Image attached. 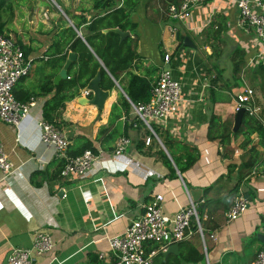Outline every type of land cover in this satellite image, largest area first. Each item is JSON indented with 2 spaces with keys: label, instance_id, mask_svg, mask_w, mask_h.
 Returning a JSON list of instances; mask_svg holds the SVG:
<instances>
[{
  "label": "crops",
  "instance_id": "crops-1",
  "mask_svg": "<svg viewBox=\"0 0 264 264\" xmlns=\"http://www.w3.org/2000/svg\"><path fill=\"white\" fill-rule=\"evenodd\" d=\"M180 1L138 0L130 19L136 23L140 56L136 60L137 67H132L131 71L147 72L148 66L155 65L154 76L157 77L169 64L167 68L181 83L182 110L160 129L186 144L175 149L176 155L182 156L190 150L196 154L195 161L182 171L176 166L163 138L157 134L158 139L153 137L149 144L138 142V130L133 126L127 136L134 142L121 154H110L120 133L112 138H108V133L126 119H122L125 113L121 110L120 118L117 117L112 126L99 135V129L108 124L112 104L121 93L126 94L115 80L102 108L78 100V96L83 95V87L65 101L59 121L64 122L61 129L69 136V146L78 137L91 139L102 150L99 153L102 162L93 163L83 177H62L60 170L64 159L56 155L53 147L42 142L37 117L42 116L43 104L53 93L44 91L48 77L51 76L54 85L64 79L57 83L53 81L67 55L60 61L58 52L49 54L47 49L65 27L72 26L83 37V25L79 29L75 25L77 15L81 9L87 16L98 10L93 8L92 0H67L69 11L62 9L64 16L54 10L47 11L48 15L44 17L43 9H33L29 16H23L25 21L17 23L14 39L18 45L30 48L27 55L33 63L14 89L22 100L34 95L36 104L19 125L0 119V140L14 167L6 179L2 178L0 170V264L13 247L30 246L39 229L51 231L54 247L49 253L36 256L34 264H103L99 255L110 252L108 238L122 233L140 214L142 203L150 202L156 193L163 195L162 210L167 214L190 200L197 203L203 234L193 231L192 223L187 238L177 242V253H167V246L153 255L151 264L187 261L246 264L264 248L263 241L257 236L259 232L264 233V167L260 163L264 153L263 131L252 132L249 143L243 145L245 124L241 121L239 127L243 130L231 138L227 147L230 149H224L219 138L210 139L207 135L211 115L233 127L234 94L245 87L254 91L256 111L250 115L264 120L262 42L252 27L239 24L236 0H204L191 6L184 21L169 22L172 17L167 13L168 5ZM18 15L14 5L13 13L3 16L5 34H10L6 33L12 28L9 21ZM19 18L22 19L21 15ZM211 22L215 23V29H221L219 33L206 30ZM187 34L195 43L194 47L182 45L180 39ZM234 51L242 55L239 77L235 81L231 60ZM166 53L170 55L168 61L164 59ZM77 59L76 53L74 61ZM121 77L126 79L124 74ZM125 97L129 101L128 96ZM129 112L132 119L131 107ZM149 134L147 132L146 136ZM160 149L164 150L171 165L161 159ZM252 151L254 161L246 164ZM239 193H247L253 204L237 218L226 222L225 210ZM152 244L154 242L147 247ZM199 254L203 257L197 260Z\"/></svg>",
  "mask_w": 264,
  "mask_h": 264
},
{
  "label": "built area",
  "instance_id": "built-area-1",
  "mask_svg": "<svg viewBox=\"0 0 264 264\" xmlns=\"http://www.w3.org/2000/svg\"><path fill=\"white\" fill-rule=\"evenodd\" d=\"M204 0H182L172 2L167 7V13L178 21H184L190 14L191 6ZM239 9V24L244 27H252V30L262 42L264 53V0H236ZM44 17L47 13L43 12ZM169 54H164L168 61ZM33 59L24 55L20 45L9 35L0 32V119L4 122L19 125L20 121L29 114L30 108L36 104L34 95L22 101L16 98L14 86L20 77L26 75L32 67ZM89 89H83V94L89 95ZM234 110L245 108L249 114L255 113L254 91L251 87H245L241 92L234 94ZM130 107L133 115L132 125L139 123L149 130L144 143L149 144L153 137H158L153 125L164 127L168 119L177 116L182 110L181 83L173 77L169 68L161 69L151 84L150 97L147 101L133 103ZM126 116H122L124 120ZM264 126V120H261ZM40 127V138L43 143L53 147L56 155L64 159L60 170L62 177L76 179L85 176L93 167V163H101L100 152H93L87 148L77 155H68L69 136L65 130L59 129L43 116L37 117ZM18 138V137H17ZM158 139V138H157ZM133 139L127 135H119L114 141V147L110 154L119 155L126 147L133 143ZM261 165L264 167V153ZM13 163L8 158L4 146L0 140V170L2 178L6 179L13 170ZM101 168V166H100ZM163 195L154 194L148 203H142L140 214L133 218L126 229L119 234L108 238L110 252H100L99 258L103 264H151L153 255L159 250H165L173 242L184 240L189 235L191 224H194L195 232L203 234L201 218L198 214L197 203L190 200L186 205H179L172 214L162 210ZM249 205L247 196L243 193L235 195L225 210L226 222L241 215ZM212 236V235H211ZM214 237V236H213ZM157 243V249L147 252V244ZM54 247L52 234L46 229L35 231L32 243L26 247H13L10 250L6 264H34L36 256L49 253ZM73 264H92L89 262H75ZM246 264H264V248L260 249L255 257Z\"/></svg>",
  "mask_w": 264,
  "mask_h": 264
},
{
  "label": "trees",
  "instance_id": "trees-1",
  "mask_svg": "<svg viewBox=\"0 0 264 264\" xmlns=\"http://www.w3.org/2000/svg\"><path fill=\"white\" fill-rule=\"evenodd\" d=\"M137 2L138 0H92L93 8L98 10V12L87 16L84 13L85 10L81 9L80 13L77 15V20H75V25L78 27L77 29L83 25V37L79 35L72 26L65 27L57 33L58 36L54 39L50 48L47 49V52H49V54L58 52L60 55L57 59L61 61L65 59L68 50L71 49V51L77 53L78 59L70 65L68 78L54 85L51 81V76L48 77L44 85V91L45 93H53L43 104L42 116L44 119L61 129L63 121H59V117L65 106V101L73 98L77 94L78 88L84 87L97 70H100L101 73L99 84L102 88H112L115 85V80H117L122 85L129 100L133 103L147 101L149 99L151 84L155 81L156 77L154 74L157 71V67L155 65H150L147 67V72L131 71L132 67H137L136 60L140 57L137 51L136 23L130 19L132 8ZM6 12L13 13V3L11 0H0V32H5L4 26L6 22L3 16ZM214 25L215 23L211 22L206 30L208 32L214 30L219 33L221 29L217 27L216 30ZM110 27H118L122 30L131 31L132 33L120 39L119 34L114 31H103V29ZM177 32L180 31L178 30ZM180 37L181 34L179 38ZM20 47L24 55H27L30 48L22 44ZM214 51L213 49V52ZM241 58L242 55L239 51H234L232 53V77L234 81L239 77L238 71ZM261 66V87L264 89V65ZM214 67L216 68L217 66ZM209 71L211 72L210 69ZM121 74H124L126 79H123ZM216 80V78L212 79L213 82H216ZM13 91L16 98L19 99L15 89H13ZM121 110H124L126 119L123 123L120 121V123L108 133V138H112L119 133V135L128 134L129 128L133 126V118L130 119V102L125 95L121 93L117 102L112 104L108 124L99 129V135L105 133L108 128L112 126L117 117L120 118L122 114ZM242 122L245 124V129L242 132L244 134V139L242 141L243 145L249 143V136L252 132L257 130L263 131L264 133V126L261 121L256 116L248 114L247 111L244 113ZM138 123L135 127L138 130L137 140L142 143L149 131ZM153 128L155 132L163 138L162 141L164 145L169 150L171 157L180 171L184 170V168H187L195 161L196 154L191 152V150L182 156L176 155L175 149L177 147H184L186 144L179 143V141L173 139L168 133L161 131L160 126L157 124H154ZM242 130L243 129L238 127L233 131L232 126H227L225 120H221V118L216 115H211L207 135L210 139L219 138L224 149H230L227 147L231 144V138L239 134ZM173 146L174 149L172 148ZM87 148L95 153L97 152V147L93 144L91 139L78 137L73 141L71 146H68L67 152L69 155H77ZM253 153L252 151L246 164L254 161ZM159 154L164 162L171 165L163 149L159 150ZM63 163L64 161L62 164ZM172 172L174 173L173 169ZM158 247L159 244L154 243L152 246L147 247V252L153 248L157 249ZM180 257L184 259V255L181 253ZM202 257L203 255L199 254L197 260H200ZM93 261H97V259L93 258Z\"/></svg>",
  "mask_w": 264,
  "mask_h": 264
},
{
  "label": "water",
  "instance_id": "water-1",
  "mask_svg": "<svg viewBox=\"0 0 264 264\" xmlns=\"http://www.w3.org/2000/svg\"><path fill=\"white\" fill-rule=\"evenodd\" d=\"M114 31L116 33L119 34L120 39L124 38L125 36L129 35L130 32L127 30H122L118 27H110V28H105L103 29V31ZM77 33L79 35L80 31L77 30ZM181 42L183 46H187V47H194L195 43L193 42V40L191 39V37L187 34L184 35L181 38ZM76 59V53L73 51H68L67 53V58L61 68V70L57 73L56 76H54L53 81L54 83H57L61 78H67L68 77V67L70 66L71 62L74 61ZM167 66L169 67V64H167L166 66H164L163 69H168ZM100 77H101V73L100 70H97L96 73L89 79V81L86 83V85L83 87V89H89L91 91L90 95H79L78 96V100L82 103H90V104H94L96 105L98 108H102L104 106V102L106 100V98L109 95V89H104L100 86L99 81H100ZM126 95V94H125ZM127 96V95H126ZM245 113V108L244 107H240L238 110L235 111V115H234V122H233V130H236L243 118V115ZM61 192V191H60ZM245 195L247 196L248 200H251L252 198L249 197L247 195V193H245ZM257 236L263 241L264 243V233H257ZM176 247H177V242H173L171 244L168 245V248L166 250L167 253L170 252H174L177 253L176 251ZM165 252V253H166ZM10 251L7 253L3 264L7 263V258L9 256ZM181 264H194L191 261H187V262H183Z\"/></svg>",
  "mask_w": 264,
  "mask_h": 264
},
{
  "label": "rangeland",
  "instance_id": "rangeland-1",
  "mask_svg": "<svg viewBox=\"0 0 264 264\" xmlns=\"http://www.w3.org/2000/svg\"><path fill=\"white\" fill-rule=\"evenodd\" d=\"M11 1L13 3V6L15 5V8H16L18 14L21 15V18H22V19H20L19 15H18V18L14 17V18H11V21H9L10 27H12V28H10L9 31H6V33H8V34L10 33L9 36L13 40H15L14 37L16 34L15 30L17 31V23L19 21H25L23 16L24 17H26L27 15L29 16V13L33 9H36V10L43 9V11H45L46 13H47V11L49 13V11L55 10V11H59L62 14V16H64V14L61 12L62 9L69 11L68 10L69 6L66 5L67 0H11ZM48 13H47V15H48ZM6 14L11 15V13H7V12H6ZM171 21H173L174 23L178 22V20H176L175 18H170L169 22H171ZM252 204H253V201L249 200L250 207L252 206ZM159 257L160 256H158L156 258V260L159 259Z\"/></svg>",
  "mask_w": 264,
  "mask_h": 264
}]
</instances>
